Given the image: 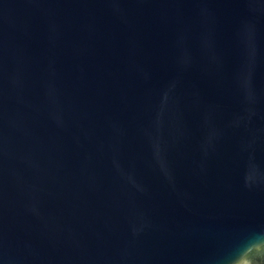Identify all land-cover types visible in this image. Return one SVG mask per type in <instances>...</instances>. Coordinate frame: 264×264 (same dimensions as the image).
Instances as JSON below:
<instances>
[{"label": "water", "instance_id": "1", "mask_svg": "<svg viewBox=\"0 0 264 264\" xmlns=\"http://www.w3.org/2000/svg\"><path fill=\"white\" fill-rule=\"evenodd\" d=\"M0 264H264V0H0Z\"/></svg>", "mask_w": 264, "mask_h": 264}]
</instances>
